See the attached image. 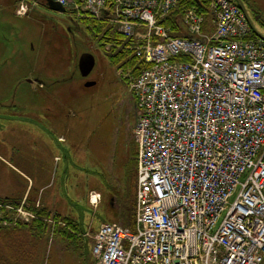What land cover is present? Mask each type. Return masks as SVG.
<instances>
[{
    "label": "built area",
    "instance_id": "1",
    "mask_svg": "<svg viewBox=\"0 0 264 264\" xmlns=\"http://www.w3.org/2000/svg\"><path fill=\"white\" fill-rule=\"evenodd\" d=\"M53 1L112 27L124 43L107 45L141 65L123 75L136 108L135 229L102 223L94 264H264V41L241 8L210 0L209 33L188 9L173 37L161 22L181 0ZM18 208L0 204V224L23 218Z\"/></svg>",
    "mask_w": 264,
    "mask_h": 264
},
{
    "label": "rangeland",
    "instance_id": "2",
    "mask_svg": "<svg viewBox=\"0 0 264 264\" xmlns=\"http://www.w3.org/2000/svg\"><path fill=\"white\" fill-rule=\"evenodd\" d=\"M25 1L30 11L22 17L16 14L19 0H0V99L17 94L18 105L22 100L34 117L27 122L16 114L0 131V198L19 195L17 201L27 203L36 198L32 206L18 208L21 224L39 217L36 209L41 210V198L50 190L56 194L48 195L50 201L44 196L46 202L77 221L85 233L91 230L90 237L101 223L124 226L130 217L129 211L122 214L124 206L135 201L137 157L134 99L129 79L123 77L129 68L110 63L112 49L86 21L51 11L41 0ZM242 3L264 37V0ZM84 55L94 59L87 77L78 69ZM42 117L46 129L40 125ZM52 125H59L57 134L48 129ZM55 134L64 137L56 148L49 142L58 141ZM56 155L60 161L54 160ZM20 173H36V179L49 180V188L40 189L35 181L31 185ZM91 194L99 196L96 205L89 203ZM56 215L49 211L44 216L45 237L37 246L30 234H17L24 250L39 247L36 264H94L89 239L82 252L56 237L57 228L64 227Z\"/></svg>",
    "mask_w": 264,
    "mask_h": 264
},
{
    "label": "trees",
    "instance_id": "3",
    "mask_svg": "<svg viewBox=\"0 0 264 264\" xmlns=\"http://www.w3.org/2000/svg\"><path fill=\"white\" fill-rule=\"evenodd\" d=\"M233 1V0H231ZM210 0H181L177 8L168 15L161 24L170 28L171 35L173 37H182L185 36L183 32V25L181 18L184 12L188 9H196V11L204 16V25L203 32L209 33L212 30L211 27V16H210ZM86 24L89 25L93 30L98 34H101V39L105 42L116 43L117 45H122L124 43L123 38L112 30L111 27H106L105 24L86 21ZM109 61L112 65L117 68H129L132 75L136 76L141 65L139 64L137 58L132 54L131 51L124 48L117 49L113 48L112 53L108 55ZM136 174V171H135ZM131 195V194H130ZM2 202L12 203L19 205L20 201H12L10 199H0ZM129 211L130 217H127L125 220L130 222V229H135V201L131 206V201L126 203L122 214H127ZM38 216L31 223L21 224L19 226H9L3 228L0 226V235L3 234L2 239L4 238V252L0 250V264H36L39 247H35L31 252H26L23 248V245L20 240H17L18 233H28L35 241L36 246L39 245L41 241H44L45 229L47 228L45 221L48 218H44L46 214H49V211L46 208H41V210L36 209ZM58 220H61L64 227L57 228L56 237L62 242H66L68 245L73 247L75 251H84V247L87 245V239L91 243L90 238H85V232L81 230L80 225L77 221L69 216H54ZM130 220V221H128ZM57 223L58 221H54ZM126 226V225H125ZM129 227V225L127 226ZM85 233V234H84ZM30 242H28L29 244Z\"/></svg>",
    "mask_w": 264,
    "mask_h": 264
},
{
    "label": "flooded vegetation",
    "instance_id": "4",
    "mask_svg": "<svg viewBox=\"0 0 264 264\" xmlns=\"http://www.w3.org/2000/svg\"><path fill=\"white\" fill-rule=\"evenodd\" d=\"M43 3V0H41ZM30 10L27 9L26 12H24V14L22 15V17H26L28 15ZM17 14V13H16ZM18 95L17 94H7L5 98L0 99V131L3 130L4 128V124L7 121H12V118L16 117V114L19 116V118H24L26 120L32 121L34 119H32V115L29 112V106L27 104H24L21 101H19V105L16 102ZM21 97V96H20ZM21 110V111H19ZM19 112H21L19 114ZM24 114V115H23ZM33 123L30 122V125H32ZM43 128V122H41L40 124ZM33 126V125H32ZM7 199V198H6ZM9 199V198H8ZM12 201H17L15 198L11 199ZM1 204V202H0ZM11 206H16L15 204L9 203Z\"/></svg>",
    "mask_w": 264,
    "mask_h": 264
},
{
    "label": "crops",
    "instance_id": "5",
    "mask_svg": "<svg viewBox=\"0 0 264 264\" xmlns=\"http://www.w3.org/2000/svg\"><path fill=\"white\" fill-rule=\"evenodd\" d=\"M48 113H51L49 110L47 111ZM42 122H43V126H44V129H46L47 127L45 126V117H42ZM55 127L56 128H59V125L58 126H56V125H52V126H50V127H48V129H51V130H53L54 131V133H56L57 134V131H56V129H55ZM45 131V130H44ZM55 134V135H56ZM57 136V135H56ZM63 138L64 137H62V135H58L57 136V139H58V141L56 140V139H53V141H49L50 143H51V145H53L55 148L57 147V144H58V142H60V141H63ZM49 145V144H48ZM54 148V149H55ZM56 150H58L59 151V149L57 148ZM1 158V157H0ZM58 158V160L60 161V158H61V156H58V155H56L55 157H54V160H56ZM55 169V168H54ZM37 171H38V169H37ZM36 171V172H37ZM42 175H43V172L41 173ZM36 175V173L35 174H32V175H23L22 173H20V176L22 177V178H24V180L26 179V180H28L29 182H30V184L32 185V184H34L33 183V181H35V183L39 186L38 188H40V189H47V188H49V180H47V182L45 181V182H42L41 180H39V179H36L37 177L35 176ZM50 176V175H49ZM49 178V177H48ZM135 181L134 182H136V174H135V179H134ZM27 186V185H26ZM30 187V186H29ZM28 191V190H27ZM45 191H47L46 193L47 194H43V196H42V198H41V204H42V206L44 207V208H46L48 211H54V212H57V214L58 215H61V216H65L64 214H60L59 213V211L58 210H56V208L54 207V206H52V204L51 203H49V202H46V199H49V197H48V195H54V194H56V193H50L49 194V191L50 190H45ZM32 194H36L35 192H31ZM31 194V195H32ZM13 196V195H12ZM44 196H45V198H44ZM34 197V196H33ZM8 199V197H3V198H0V199ZM19 198V195H18V197L17 198H15L16 200ZM10 199V198H9ZM11 199H13V198H11ZM33 199H36V198H32V201L30 200V202L29 203H33ZM49 201H50V199H49ZM134 202V201H133ZM90 203V202H89ZM132 204L133 203H131V206H132ZM62 212V211H61ZM134 218V217H133ZM113 223H115V222H113ZM118 224V223H117ZM121 225V224H120ZM126 225V226H125ZM125 225L123 226V225H121V226H123V227H125V228H128V229H130L131 227H130V222H125ZM129 225V227H127ZM98 229V228H97ZM96 229V230H97Z\"/></svg>",
    "mask_w": 264,
    "mask_h": 264
},
{
    "label": "water",
    "instance_id": "6",
    "mask_svg": "<svg viewBox=\"0 0 264 264\" xmlns=\"http://www.w3.org/2000/svg\"><path fill=\"white\" fill-rule=\"evenodd\" d=\"M44 1H45L46 6L49 10L54 11V12L64 13L63 7H61L60 5L55 3L53 0H44ZM235 2L238 4V6L244 12L246 19L249 22V24H250L253 32L255 33V35L264 41V37L262 35H260L259 33H257V31L254 29L249 17L247 16V13H246V10L244 8L242 1L241 0H235ZM93 66H94V59L92 56H89V55L82 56L78 62V69H79L81 76L87 77L89 75V73L91 72ZM92 84L93 83H88V85H92Z\"/></svg>",
    "mask_w": 264,
    "mask_h": 264
}]
</instances>
